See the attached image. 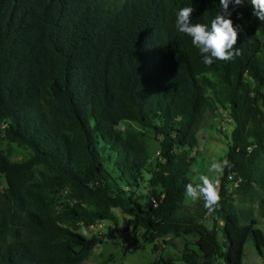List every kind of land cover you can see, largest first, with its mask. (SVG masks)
Listing matches in <instances>:
<instances>
[{
    "label": "trees",
    "instance_id": "trees-1",
    "mask_svg": "<svg viewBox=\"0 0 264 264\" xmlns=\"http://www.w3.org/2000/svg\"><path fill=\"white\" fill-rule=\"evenodd\" d=\"M188 6L193 23L220 11L219 0H0V137L30 151L14 161L0 148V264H85L108 237L80 227L118 226L114 208L153 251L191 240L186 264H244L249 238L261 255L250 195L263 191L264 218V22L247 0L230 6L240 55L207 66L175 27ZM207 112L232 122L234 166L211 215L185 196Z\"/></svg>",
    "mask_w": 264,
    "mask_h": 264
},
{
    "label": "rangeland",
    "instance_id": "rangeland-1",
    "mask_svg": "<svg viewBox=\"0 0 264 264\" xmlns=\"http://www.w3.org/2000/svg\"><path fill=\"white\" fill-rule=\"evenodd\" d=\"M134 128H138L135 126ZM232 129V122L225 112L221 114L206 113L202 127L196 133L198 147L194 151V160L190 166L189 177L198 182L201 174L208 175V168L212 161L223 159L227 150L228 136ZM149 150L152 155L157 154L158 144L151 138H147ZM0 148L9 154V158L20 161L29 156L27 147L14 142H8L0 137ZM263 194L262 190H256L252 197L254 217L257 218V227L260 228L264 236V218L256 212L257 200ZM244 197H236L237 207H244L242 202ZM249 201L246 197L245 205ZM117 215L118 226L105 221L94 225L89 229L80 227L79 231L90 236L95 233H105L108 238L105 242L98 244L87 257L85 264H153L159 257L168 258L174 264H186L181 259V251L186 247H193L191 240L178 237L166 236L167 241L159 242V250L153 251L151 245L143 243L139 233L127 228V215L119 208H114ZM244 264H264V247L261 255L258 254L252 239H248L244 246Z\"/></svg>",
    "mask_w": 264,
    "mask_h": 264
},
{
    "label": "clouds",
    "instance_id": "clouds-1",
    "mask_svg": "<svg viewBox=\"0 0 264 264\" xmlns=\"http://www.w3.org/2000/svg\"><path fill=\"white\" fill-rule=\"evenodd\" d=\"M247 2L252 6V15L258 21L264 22V0H247ZM242 3L244 0H219L220 11L211 20L210 25L192 22L193 7L179 9L175 27L178 32L191 38V44L198 49L205 65L211 66L215 61H232L240 55L236 45L241 28L239 25H234L230 17L231 9ZM233 167L227 157L212 161L208 168V175L201 174L198 182L185 185V196L192 203L202 200L207 214H213L221 200V179L226 170Z\"/></svg>",
    "mask_w": 264,
    "mask_h": 264
},
{
    "label": "built area",
    "instance_id": "built-area-1",
    "mask_svg": "<svg viewBox=\"0 0 264 264\" xmlns=\"http://www.w3.org/2000/svg\"><path fill=\"white\" fill-rule=\"evenodd\" d=\"M229 178L230 179H233V184L234 185H237L238 184V182H239V179H234V175L232 174V175H229ZM94 226V225H93ZM93 226H91V227H93Z\"/></svg>",
    "mask_w": 264,
    "mask_h": 264
}]
</instances>
